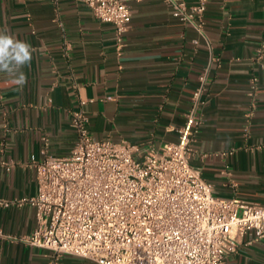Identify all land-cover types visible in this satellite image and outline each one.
Masks as SVG:
<instances>
[{
  "label": "crops",
  "instance_id": "crops-1",
  "mask_svg": "<svg viewBox=\"0 0 264 264\" xmlns=\"http://www.w3.org/2000/svg\"><path fill=\"white\" fill-rule=\"evenodd\" d=\"M127 2L132 18L119 45L114 27L83 3L0 0V31L34 49L22 90L0 75V264L51 262L25 242L35 210L19 203L37 195L35 164L74 148L75 110L95 140L142 151L178 141L191 121L190 163L213 195L264 206V0H208L201 38L166 0ZM206 69L204 104L191 118ZM253 237L225 264H264V239ZM60 264L96 263L63 255Z\"/></svg>",
  "mask_w": 264,
  "mask_h": 264
},
{
  "label": "built area",
  "instance_id": "built-area-1",
  "mask_svg": "<svg viewBox=\"0 0 264 264\" xmlns=\"http://www.w3.org/2000/svg\"><path fill=\"white\" fill-rule=\"evenodd\" d=\"M72 1L111 24L121 44L132 18L127 0ZM166 3L204 37L208 0ZM208 71L199 75L191 118L204 104ZM189 123L178 130V141L142 151L126 141L95 140L83 110L73 111L74 148L37 162V195L19 203L35 210L36 226L25 242L50 252V264H60L63 255L96 264H225L249 232L264 239V206L215 197L191 166Z\"/></svg>",
  "mask_w": 264,
  "mask_h": 264
},
{
  "label": "clouds",
  "instance_id": "clouds-1",
  "mask_svg": "<svg viewBox=\"0 0 264 264\" xmlns=\"http://www.w3.org/2000/svg\"><path fill=\"white\" fill-rule=\"evenodd\" d=\"M34 49L7 30L0 31V75L9 78L22 90L28 82L24 69L30 67Z\"/></svg>",
  "mask_w": 264,
  "mask_h": 264
}]
</instances>
